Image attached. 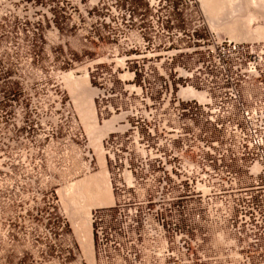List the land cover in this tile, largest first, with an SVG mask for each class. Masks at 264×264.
<instances>
[{
  "label": "built area",
  "instance_id": "2783aa9c",
  "mask_svg": "<svg viewBox=\"0 0 264 264\" xmlns=\"http://www.w3.org/2000/svg\"><path fill=\"white\" fill-rule=\"evenodd\" d=\"M175 1L62 0L61 27L48 14L64 61L95 52L81 63L116 118L94 264H264V43L222 37Z\"/></svg>",
  "mask_w": 264,
  "mask_h": 264
},
{
  "label": "rangeland",
  "instance_id": "374dc122",
  "mask_svg": "<svg viewBox=\"0 0 264 264\" xmlns=\"http://www.w3.org/2000/svg\"><path fill=\"white\" fill-rule=\"evenodd\" d=\"M61 1L0 0V264L91 263L73 221L86 214L87 198L100 193L74 188L66 206L62 191L101 169L85 156L91 148L99 159L96 128L87 124L91 90L65 80L71 71L83 76L88 66L81 61L95 52L80 46L68 62L62 36L56 48L47 42L48 14L56 15L59 27L65 20ZM206 1L176 0L175 5L191 12L192 21L205 19L222 37L264 43V0ZM89 78L98 122L104 125L111 117L99 114ZM60 95L70 113L59 104ZM109 121L115 125L116 119Z\"/></svg>",
  "mask_w": 264,
  "mask_h": 264
},
{
  "label": "bare ground",
  "instance_id": "6f19581e",
  "mask_svg": "<svg viewBox=\"0 0 264 264\" xmlns=\"http://www.w3.org/2000/svg\"><path fill=\"white\" fill-rule=\"evenodd\" d=\"M211 2H214V1H211ZM214 5H215V2H214ZM84 68H86V67H84ZM89 77L90 76H89L88 71L83 76H77L74 71H71L69 73H66L65 80L67 79V82L70 85H73L75 87L76 86H85L84 89L87 87L88 89L91 90V91L88 90V91H90L89 93L92 94V95L90 97V95L88 94L89 95V97H88L89 99L88 100H89L90 111H89V114H88V112L86 113V114L89 115V117L87 116V119H88L89 123H87L88 121L86 123L89 124V125L92 123L93 126H92V124L90 126L96 128L95 129L96 131L94 132V138H93V141H95V142H93V141H91V142L95 143V145H93V146H95L96 147L95 150L97 149V151L99 152V159H98V156H97V159H98V164H99V160H100L101 165L99 164V169H100V167H101V169L99 171H97V172L90 173V174L86 175L83 179L78 180V182L72 184V186H70L69 189H67V190L65 189L62 192H63V198H64L63 203L66 202V206H68L70 204L69 201H71L72 199L71 200L69 199L68 202L66 200L72 196V193L74 191H77V190H74V188L75 189H80L79 193L82 192V189L86 190L87 192L91 191V193H93L92 191L96 192L98 190L99 191L98 194L100 193L99 195H97L95 197V199L94 198L92 199V197L90 198L89 197L90 195L88 196L89 198H87V199H90L89 200L90 203H88V205L86 204L87 205L86 207L84 206L85 210H84L83 213L86 212V214L84 215L85 218L84 217L81 218V216H80L79 220H81V221H79V223L73 221L74 223H76V228H75L77 230L76 233L79 232L78 234H80V236H81V240H82L81 243L83 244V247H84L83 250H85L84 252H86V254L90 257V262H91L90 264H94V259H93L94 258V251H93V249H94V247H93L94 246L93 245L94 241H93L92 217H91L92 216V209L93 208H100V207H103V206H109L114 201V195H113V192H112V189H111V186H110V182H109L108 168L106 166L105 157H104V150H103V146H102V140L105 137L104 135H106L112 129V127H114V126H112V125H114V121H111V122H113V124H112L109 120H112V118H115V117H111L110 119H106L109 122L107 121L106 123H104V125H101L98 122L99 119L97 117L96 109L94 107V93H91V92H93L92 91L93 89H91L90 82H89L90 81ZM73 86H72V88H73ZM76 89H77V87H76ZM78 89L80 90V87H78ZM84 98H85V95H84ZM82 100H84V99H82ZM83 103H84V101L80 102V104H81L80 106H83L82 105ZM85 103H86V100H85ZM87 105L88 104H86V107H87ZM89 106H88V108H89ZM86 107L84 105L83 109H85ZM81 109H82V107H81ZM86 110H88V109H86ZM84 119L87 120L86 117ZM92 127H90V128H92ZM90 131H92V130H90ZM88 166H90V165H87V167ZM62 192H61V195H62ZM91 193H88V194H91ZM67 203H69V204L67 205ZM75 219H77V218H75ZM72 220H74V219H72ZM76 221H78V220H76Z\"/></svg>",
  "mask_w": 264,
  "mask_h": 264
}]
</instances>
